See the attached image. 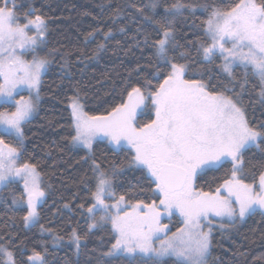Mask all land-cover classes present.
<instances>
[{
	"label": "snow or ice",
	"instance_id": "1",
	"mask_svg": "<svg viewBox=\"0 0 264 264\" xmlns=\"http://www.w3.org/2000/svg\"><path fill=\"white\" fill-rule=\"evenodd\" d=\"M157 5L158 0H150L148 6L155 9ZM186 7L182 0H176L164 11L174 18ZM16 8V0H0V105L12 109L0 111V189L23 182V193L13 198V204L26 205L23 221L28 227L38 221V207L47 192L37 166L20 162L23 129L39 104L42 75L50 61L39 55L46 41V19L41 15L33 18L34 9H29L21 21ZM137 12L144 20L159 23L142 9L137 8ZM203 27L207 40L198 47L203 59L211 62L219 54L223 60L220 67L229 77L239 66L244 70L241 87L249 75L258 78L264 97V0H235L228 8L213 7ZM160 28L152 46L167 71L162 80L159 69L153 74L158 84L146 79L143 86L131 87L120 103L100 115L86 112L78 95L71 98L75 132L71 143L91 153L95 140L106 139L117 148L130 150L128 167L146 173L159 201H133L124 194L117 197L113 177L123 167L113 163L106 171L93 161L96 185L91 193L94 202L86 209L91 220L88 228L110 222L115 242L104 255L126 257L127 264H166L167 258H172V264H208L211 227L205 231V221L211 225V217H217L235 223L257 210L264 214V171L259 173L258 186L255 181L246 183L242 175L243 154L254 144L259 147L257 141L264 137V130L250 125L237 96L227 94L233 89L210 90L203 79L189 77L188 64L169 56V49L179 46L171 21ZM110 36L111 31L104 33L105 39ZM103 48L104 44H99L95 54ZM28 54L31 59L26 58ZM180 56L186 58L187 53ZM25 90L27 97L21 95ZM149 109L152 118L140 124L139 116ZM4 135L14 137L16 143H8ZM228 161L230 174L218 187L207 191L197 187L202 174ZM173 214L179 215L181 226L169 235V225L162 220ZM71 239L79 249L81 237L75 229ZM0 264H17L14 252L3 244ZM27 264L46 261L40 252L33 251Z\"/></svg>",
	"mask_w": 264,
	"mask_h": 264
},
{
	"label": "trees",
	"instance_id": "2",
	"mask_svg": "<svg viewBox=\"0 0 264 264\" xmlns=\"http://www.w3.org/2000/svg\"><path fill=\"white\" fill-rule=\"evenodd\" d=\"M175 2L158 0L152 9L148 6L150 0H16L21 21L29 9H34L33 18L41 15L46 19V41L39 55L50 61L42 76L37 109L24 125L20 160L37 166L47 192L38 207L37 223L25 227L23 216L27 208L13 204V198L23 193L20 182L0 189V244L14 252L17 264H27L33 251L40 252L46 264H127L126 257L104 255L115 242L109 222L88 228L91 220L86 209L93 203L91 193L96 185L93 161L106 171L111 170L113 163L123 167L113 177L117 197L124 194L133 201L144 199L151 203L155 199L158 203V196L153 195L154 185L149 184L146 173L128 167L130 150L97 141L89 153L71 143L75 132L69 104L78 95L86 112L100 115L120 103L131 87L143 86L146 79L158 84L153 74L159 69L162 80L167 71L152 46L159 38L160 24L171 21L179 46L170 48L169 56L188 64L187 75L203 79L210 90L221 91L225 86L233 89L227 94L237 96L250 125L264 130L260 129L264 124V97L260 95L258 78L249 75L242 88V68L236 66L233 77H229L220 67L223 60L219 54L208 62L198 52L199 43L207 40L203 22L210 10L228 8L235 0H182L189 7L174 18L166 16L165 8ZM137 8L159 23L144 20ZM109 31L111 36L105 39L104 33ZM101 43L104 48L95 54ZM181 52H186L187 57L182 58ZM4 110L12 109L0 105V111ZM151 118V110H146L139 116V123ZM3 138L16 143L14 137ZM257 144L259 147L251 146L243 154L242 175L246 183L255 181L258 186L259 173L264 171V137ZM231 167L228 161L207 171L197 179V187L214 190L230 174ZM165 222L171 224L169 232L181 226L177 215ZM213 222L208 264H264V214L257 211L235 223ZM74 229L81 237L79 249L71 239ZM166 264H172V258H167Z\"/></svg>",
	"mask_w": 264,
	"mask_h": 264
},
{
	"label": "rangeland",
	"instance_id": "3",
	"mask_svg": "<svg viewBox=\"0 0 264 264\" xmlns=\"http://www.w3.org/2000/svg\"><path fill=\"white\" fill-rule=\"evenodd\" d=\"M31 34V33H30ZM26 58L27 59H31L32 58V56L30 55V54H28L27 56H26ZM44 74V73H43ZM43 76V75H42ZM21 95H24L25 97H27L28 96V92L25 90V91H23L22 93H21ZM19 97L17 96V99H18ZM71 109V108H70ZM34 115V114H33ZM33 117V116H32ZM31 117V118H32ZM97 141H105L109 146H111L112 148H115V149H119V148H117L116 146H114V145H112V144H110L106 139H97V140H95L94 142H93V144L95 143V142H97ZM257 143H258V141H257ZM93 146V145H92ZM252 146H256V144H254V145H252ZM75 147H79V148H83V149H85L83 146H75ZM251 147V146H250ZM85 150H87L88 151V149H85ZM89 152V151H88ZM18 182H20L21 184H23V182L22 181H18ZM45 199V198H44ZM94 202V201H93ZM110 203L112 202L111 200L109 201ZM43 203V202H42ZM23 206H25L26 207V205H24L23 204ZM257 211H259V210H257ZM260 212V211H259ZM173 215H177L178 217H179V215L178 214H173ZM88 216H89V214H88ZM98 217H99V213H97V219H98ZM171 217H168V216H165L164 218H163V220H162V223H164V224H168L167 222H165L166 220H169ZM180 218V217H179ZM245 219H246V217H245ZM244 219V220H245ZM211 220H212V223H211V225H209L208 224V222L207 221H205L204 222V229H205V231H207L208 230V228L209 227H211V230H212V227L214 226V222H213V220H216V221H218V222H224V221H228L227 219H224V220H221L220 218H217V217H211ZM237 221H240L239 219H237ZM228 222H230V221H228ZM37 223V222H36ZM35 223V224H36ZM110 223V222H109ZM34 224V225H35ZM110 225H111V223H110ZM169 225V228L171 227V224L169 223L168 224ZM31 226H33V225H30V226H28V227H31ZM175 232V231H174ZM171 233L172 232H169V235H171ZM109 257H117V256H109Z\"/></svg>",
	"mask_w": 264,
	"mask_h": 264
}]
</instances>
